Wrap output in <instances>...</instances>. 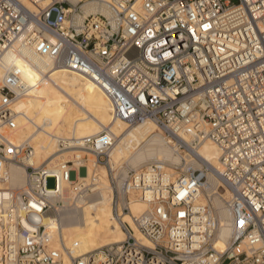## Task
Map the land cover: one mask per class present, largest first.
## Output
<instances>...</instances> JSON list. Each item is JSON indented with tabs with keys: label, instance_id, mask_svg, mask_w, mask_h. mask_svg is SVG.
Wrapping results in <instances>:
<instances>
[{
	"label": "built area",
	"instance_id": "obj_1",
	"mask_svg": "<svg viewBox=\"0 0 264 264\" xmlns=\"http://www.w3.org/2000/svg\"><path fill=\"white\" fill-rule=\"evenodd\" d=\"M29 2L33 9L0 0V181L7 182L12 164L27 173L22 189L2 190L0 264H264V0H110V16L90 13L80 23L83 11L72 0ZM23 50L90 77L107 95L113 119L155 122L176 152L199 159L197 148L214 143L231 213L224 248H217L219 217L210 201H198L206 166H175L177 177L165 182L169 162L152 160L129 169L118 188L110 166L116 135L108 128L81 144L94 156L91 166L75 155L25 165L31 146L5 134L17 126L14 87L24 86L3 62L7 52ZM98 166L110 172L112 212L125 238L79 252L77 241H55L44 219L93 198ZM130 192L149 204L132 216L133 228L120 219Z\"/></svg>",
	"mask_w": 264,
	"mask_h": 264
},
{
	"label": "bare ground",
	"instance_id": "obj_2",
	"mask_svg": "<svg viewBox=\"0 0 264 264\" xmlns=\"http://www.w3.org/2000/svg\"><path fill=\"white\" fill-rule=\"evenodd\" d=\"M21 1L27 8L33 9L29 0ZM72 1L83 11V15L76 16V23H80L82 17L90 13L99 12L106 16L112 14L107 3L110 0ZM14 61H23V65L33 73L28 77L18 72V81L24 89L19 91L18 87H14L19 96L10 105L17 126L13 131L5 133L14 143L27 142L31 146L32 152L22 158L25 165L38 166L44 162L67 160L74 155L80 157L85 152L81 147L83 140L98 136L108 128L116 135L110 151V166L118 188L124 183L127 169L152 160L169 162L164 165L167 172L165 182L177 177L175 166L182 170L190 166H206L208 170L205 172L203 192L198 201L201 204L210 201L219 217L217 248H224L231 233V213L224 200L229 196L228 190L221 189V180L216 173L220 168V151L214 143L205 141L197 148L196 156L199 159L183 155L180 151L176 152L178 148L155 122L147 120L129 125L113 119L104 90L85 74L58 65L49 57L32 51L23 50L21 55L9 51L3 56L5 66L16 69ZM65 139H69L71 144L66 148L59 147V141ZM67 152L74 153L69 155ZM115 169L117 171L114 173ZM90 170L88 168V173ZM99 171V189L93 198L87 201L83 198L75 199L65 207H58L44 219V223L53 226L55 241L58 237H62L67 245L77 241L79 252L117 243L125 238L120 222L112 212L110 172L104 167ZM8 173L7 182L4 184L0 181V197L5 187L22 189L26 184L24 165L12 164ZM68 194L71 192L68 191ZM148 206L147 202L134 198L130 192L129 212L120 214L121 221L133 228L132 216Z\"/></svg>",
	"mask_w": 264,
	"mask_h": 264
},
{
	"label": "rangeland",
	"instance_id": "obj_3",
	"mask_svg": "<svg viewBox=\"0 0 264 264\" xmlns=\"http://www.w3.org/2000/svg\"><path fill=\"white\" fill-rule=\"evenodd\" d=\"M157 131H159L160 132V130H158L157 129ZM161 134H162V132H161ZM68 153V152H67ZM74 153V152H73ZM72 152L69 154V155H72L73 154ZM184 155V154H183ZM81 156H83V157H85V158H87V160H88V163L90 164V166H91V163L93 162V160H94V156L92 155V154H90L89 152H86V150H85V152H82L81 153ZM147 163V162H146ZM146 163H143V164H141V165H139V166H143V165H145ZM20 166V165H19ZM102 167H104V166H98V170H100ZM138 167V166H137ZM170 167H172V166H170ZM105 168V167H104ZM180 168V167H179ZM106 169V168H105ZM117 171V169H115L114 170V173ZM127 171H129L128 169H127ZM100 172V171H99ZM113 173V172H112ZM101 174V173H100ZM53 184H54V181H53V178H47V185H48V187H53ZM134 198H136L135 196H134ZM136 199H138V198H136ZM140 200V199H139Z\"/></svg>",
	"mask_w": 264,
	"mask_h": 264
},
{
	"label": "snow or ice",
	"instance_id": "obj_4",
	"mask_svg": "<svg viewBox=\"0 0 264 264\" xmlns=\"http://www.w3.org/2000/svg\"><path fill=\"white\" fill-rule=\"evenodd\" d=\"M14 63L16 64V71L18 72H23L25 73V75H27L28 77H31L33 75L31 69L25 67L23 65V61H14ZM34 82V81H33ZM35 206V205H34ZM241 224H243V221H241Z\"/></svg>",
	"mask_w": 264,
	"mask_h": 264
}]
</instances>
